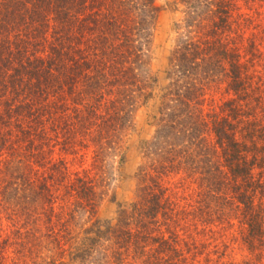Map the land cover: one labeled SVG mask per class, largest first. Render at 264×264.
Returning a JSON list of instances; mask_svg holds the SVG:
<instances>
[{"label": "trees", "instance_id": "16d2710c", "mask_svg": "<svg viewBox=\"0 0 264 264\" xmlns=\"http://www.w3.org/2000/svg\"><path fill=\"white\" fill-rule=\"evenodd\" d=\"M156 1L0 0V264H212L235 223L264 264V0L173 1L134 202L97 219L157 87Z\"/></svg>", "mask_w": 264, "mask_h": 264}, {"label": "rangeland", "instance_id": "374dc122", "mask_svg": "<svg viewBox=\"0 0 264 264\" xmlns=\"http://www.w3.org/2000/svg\"><path fill=\"white\" fill-rule=\"evenodd\" d=\"M173 1H156L160 7V13L153 38L151 68L157 78V87L153 99L136 113L134 129L125 142L123 165L118 168V165L114 164L110 172L111 179H109L105 198L97 210V219L101 223L115 222L120 207H128L135 199L136 172L142 160L139 148L141 143L151 139L154 134V115L158 105L157 96L159 89L166 84L165 71L168 57L178 36L176 24L182 19V14L179 10H175ZM213 97L215 100H222V98L226 99L227 95L214 93ZM215 237L218 247L214 251L212 264H244L245 261L252 258L243 245L241 229L237 223L234 227H229L224 232L216 234ZM262 262L264 263V258Z\"/></svg>", "mask_w": 264, "mask_h": 264}]
</instances>
